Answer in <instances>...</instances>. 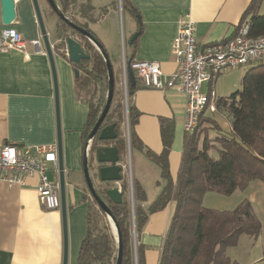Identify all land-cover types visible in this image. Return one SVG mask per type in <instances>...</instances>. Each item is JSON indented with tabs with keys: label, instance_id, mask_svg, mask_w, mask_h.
<instances>
[{
	"label": "crops",
	"instance_id": "crops-1",
	"mask_svg": "<svg viewBox=\"0 0 264 264\" xmlns=\"http://www.w3.org/2000/svg\"><path fill=\"white\" fill-rule=\"evenodd\" d=\"M39 1L43 10V0ZM113 1L92 0L95 7L93 15L98 19L89 23L88 27L106 49L115 75L122 72L124 60L129 62L133 59L159 62L164 74H173L178 64L172 56V49L181 18L191 16L196 24L197 42L203 47L232 37L252 2V0H128L138 11L137 18L129 11H121L119 6L113 5ZM15 3L17 17L13 27L25 38L31 58L27 59L19 51L0 52V148L6 145L34 147L57 144V115L51 65L44 45L46 54L39 53L30 43L32 40L42 38L33 3L32 0H15ZM123 13L128 15L130 37L126 52L121 55L119 23ZM51 18L44 15L51 43L54 45L58 41L55 39L56 23H51L49 21ZM4 27L6 26L3 25L0 0V29ZM136 33L140 34L131 44ZM113 40L117 43H113ZM54 54L59 83L68 208V264H78L80 247L87 234V210L91 202L83 171L86 143L83 130L89 109L76 97V76L73 67L62 56L55 52ZM132 102L140 113L134 132L143 145L157 155H161L164 148L161 119L174 122L175 137L169 155V165L172 179L176 181L185 135L183 128L185 96L177 89L162 92L141 88L136 91ZM124 127L123 138L126 140L127 156L121 162L125 168L123 174H129L131 188L132 181L142 186L147 195L145 207L148 208L165 185L161 169L143 153L132 149L127 116ZM91 175L96 188L102 189L103 185L94 178V171ZM48 176L52 181H59V175L54 172L52 166L49 167ZM37 184V176L28 177L26 186L0 183V264H63L62 212L48 211L42 207L36 191ZM119 186L121 188V184ZM115 187L117 185L113 183L109 188ZM212 194L207 193L204 196L203 205L206 208H208L206 204L213 199ZM173 212L174 204L169 203L165 209L151 214L140 233L139 243L145 249L146 264H159L163 238ZM257 247L255 246L250 254L253 262L264 258V256L257 258ZM233 262L240 264L237 259Z\"/></svg>",
	"mask_w": 264,
	"mask_h": 264
},
{
	"label": "trees",
	"instance_id": "trees-1",
	"mask_svg": "<svg viewBox=\"0 0 264 264\" xmlns=\"http://www.w3.org/2000/svg\"><path fill=\"white\" fill-rule=\"evenodd\" d=\"M115 1L113 5L116 6ZM44 2L45 17L51 15L56 18L55 39L58 42L53 45L54 52L66 59L74 71L79 72V76L75 77V94L89 109L83 130L87 141L107 101L106 62L92 42L58 18L48 2ZM55 2L71 22L87 29L99 41L88 27L89 23L98 19L93 15L95 7L92 0ZM263 2L264 0H252L237 30L248 24L250 37L264 36V15L257 14ZM121 5L123 12L129 11L139 18L137 9L128 0H121ZM70 37L82 45L86 54L90 55V60L80 64L70 62L66 54V42ZM121 73L115 75L114 98L102 127L116 124L118 137L111 143L119 149L123 161L127 156V146L123 138L126 108ZM135 80L134 85L128 83L131 147L160 167L165 185L148 208L145 207L147 195L144 189L136 181H132L131 188L128 173L124 174L120 183L123 195L120 205L113 203L105 195L104 188L97 189L119 226L123 243L122 264H146L145 249L139 243L140 233L149 216L165 209L169 203L174 204V212L163 238L159 264H236L227 255V250L236 247L244 235L258 239L262 232V222L255 216L248 200L241 202L234 210L221 211L206 208L203 199L207 193L231 196L238 190L245 191L256 180L264 185V63L245 74L240 90L229 98L218 99L215 112L204 111L199 116L195 131L185 132L176 181L172 179L169 165L175 124L172 120L161 119L164 147L161 155L143 145L134 132L140 113L133 106L132 100L136 91L143 88L141 82L137 78ZM219 112L228 115L230 125H227L226 130L214 116H207L208 113L215 115ZM210 131H216L215 138H210ZM90 146L89 158L92 160L98 149V141L93 140ZM213 152L217 153V158L213 156ZM95 176L98 177L97 173ZM90 198L87 234L80 247L78 264H116L119 245L112 222L93 198Z\"/></svg>",
	"mask_w": 264,
	"mask_h": 264
},
{
	"label": "built area",
	"instance_id": "built-area-1",
	"mask_svg": "<svg viewBox=\"0 0 264 264\" xmlns=\"http://www.w3.org/2000/svg\"><path fill=\"white\" fill-rule=\"evenodd\" d=\"M120 9L122 11V5ZM30 43L39 53L46 54L42 38ZM9 51H19L27 59L31 58L25 38L13 25L0 29V52ZM172 56L178 68L171 75L164 74L159 62L133 60L128 63L124 60L121 77L126 116L128 119V73L132 70L145 89L162 92L177 89L185 96L183 128L185 132H193L204 111H216L218 97L214 80L221 72L264 63V36L250 37L249 25L245 24L232 37L201 47L196 38V24L188 15L178 22ZM205 83L210 86L208 92L203 90ZM50 166L59 175L57 144L34 147L6 145L0 148V183L26 186L28 177L37 176L36 191L42 207L48 211H60V183L50 180Z\"/></svg>",
	"mask_w": 264,
	"mask_h": 264
},
{
	"label": "water",
	"instance_id": "water-1",
	"mask_svg": "<svg viewBox=\"0 0 264 264\" xmlns=\"http://www.w3.org/2000/svg\"><path fill=\"white\" fill-rule=\"evenodd\" d=\"M53 10V12L68 24L73 30L79 32L86 39L94 44V46L101 52L104 60L106 62L108 70V95L105 107L102 114L96 123L95 127L89 134L86 144L85 152L83 157V171L86 179V184L93 200L98 204V207L105 213L110 221L112 222V227L117 235L118 239V258L116 264H122L123 261V243L120 233L119 226L117 224L116 218L114 217L110 207L107 202L99 194L94 180L92 178L91 172L97 173V178L100 184L103 185L105 189V195L115 204L120 205L123 201V195L119 184L122 182L124 177V167L122 166V161L120 157L119 149L114 146L111 142L115 141L118 137L116 132V124L102 127L106 117L110 111L114 92H115V74L110 57L104 48L103 44L99 42L95 36L89 32L87 29L81 28L71 22L65 14L61 11L59 6L56 4L55 0H46ZM33 7L35 10L37 22L40 27L41 36L43 40V45L46 49L47 56L51 65V70L54 80V90H55V104H56V115H57V146H58V160H59V183H60V197H61V212L63 217V232H64V260L63 264H68L69 260V248H68V226H67V202H66V181H65V167L63 162V143L61 134V122H60V99H59V83L57 77V70L55 65V54L54 46L51 43L49 33L47 31L43 10L39 0H32ZM2 12H3V25L12 26L15 23L17 13H16V3L15 0H2ZM140 33H136L131 44L135 42ZM68 57L70 62L73 64H80L83 61L90 60V55L86 54L82 45L74 38L70 37L66 42ZM129 81L130 84L134 85L136 83L135 75L132 70H129ZM75 76H79V72L75 71ZM130 136V135H129ZM93 140L98 141V149L95 152L93 159L89 158V152L91 148V142ZM96 176L94 175V178ZM116 184L117 187L109 188L110 184ZM102 188V190H104Z\"/></svg>",
	"mask_w": 264,
	"mask_h": 264
},
{
	"label": "rangeland",
	"instance_id": "rangeland-1",
	"mask_svg": "<svg viewBox=\"0 0 264 264\" xmlns=\"http://www.w3.org/2000/svg\"><path fill=\"white\" fill-rule=\"evenodd\" d=\"M45 5V2L43 0ZM116 7L121 5L120 0L115 1ZM258 15H264V2L261 3L258 9ZM52 17L49 21L51 23H56V18ZM125 18V22H124ZM122 20V21H121ZM128 15L123 13L121 15L119 23V32H120V53L123 55L126 52V47L129 41V28H128ZM113 43H117L113 40ZM109 48V47H108ZM260 64H250L247 66H242L236 69H230L221 72L218 75L215 83L214 90L217 94L218 99L220 98H229L232 94L236 93L241 89L242 79L245 74L252 68L259 66ZM209 84L205 83L203 90L208 92ZM214 116L219 124L223 127L224 130L228 128L229 118L225 113H216ZM210 138H215L217 133L216 131H210ZM213 156L217 158V153L213 152ZM51 176V172L49 173ZM213 199L209 201L206 205L208 208H217L224 210H234L241 202L248 200L252 204L253 212L255 216L262 222V232L260 240L256 243L257 239L252 238L248 235L242 236L237 247H231L227 250V255L231 258L232 261L238 260L240 264H264V258L261 261L253 262L250 254L255 246L258 248L256 251L257 258L258 256H264V185L262 182L256 180L250 183L249 187L245 191H236L232 196H225L213 193L211 195ZM252 201V202H251ZM239 203V204H237Z\"/></svg>",
	"mask_w": 264,
	"mask_h": 264
}]
</instances>
